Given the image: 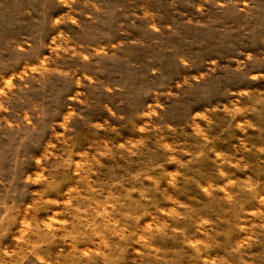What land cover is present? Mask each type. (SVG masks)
<instances>
[{
  "label": "rangeland",
  "instance_id": "obj_1",
  "mask_svg": "<svg viewBox=\"0 0 264 264\" xmlns=\"http://www.w3.org/2000/svg\"><path fill=\"white\" fill-rule=\"evenodd\" d=\"M0 264H264V0H0Z\"/></svg>",
  "mask_w": 264,
  "mask_h": 264
}]
</instances>
